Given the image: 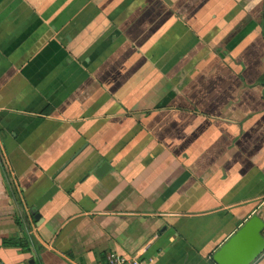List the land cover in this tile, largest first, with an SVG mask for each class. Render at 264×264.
<instances>
[{"label": "crops", "instance_id": "obj_1", "mask_svg": "<svg viewBox=\"0 0 264 264\" xmlns=\"http://www.w3.org/2000/svg\"><path fill=\"white\" fill-rule=\"evenodd\" d=\"M255 215L264 0H0V264H212Z\"/></svg>", "mask_w": 264, "mask_h": 264}, {"label": "water", "instance_id": "obj_2", "mask_svg": "<svg viewBox=\"0 0 264 264\" xmlns=\"http://www.w3.org/2000/svg\"><path fill=\"white\" fill-rule=\"evenodd\" d=\"M263 230V220L252 216L215 252L212 264H252L264 252Z\"/></svg>", "mask_w": 264, "mask_h": 264}, {"label": "built area", "instance_id": "obj_3", "mask_svg": "<svg viewBox=\"0 0 264 264\" xmlns=\"http://www.w3.org/2000/svg\"><path fill=\"white\" fill-rule=\"evenodd\" d=\"M108 264H151L145 262L139 256H123L112 252L108 256Z\"/></svg>", "mask_w": 264, "mask_h": 264}, {"label": "trees", "instance_id": "obj_4", "mask_svg": "<svg viewBox=\"0 0 264 264\" xmlns=\"http://www.w3.org/2000/svg\"><path fill=\"white\" fill-rule=\"evenodd\" d=\"M212 262H213V260H212Z\"/></svg>", "mask_w": 264, "mask_h": 264}]
</instances>
